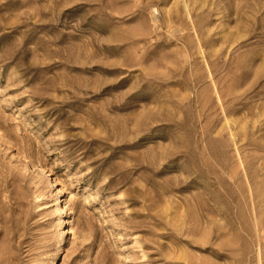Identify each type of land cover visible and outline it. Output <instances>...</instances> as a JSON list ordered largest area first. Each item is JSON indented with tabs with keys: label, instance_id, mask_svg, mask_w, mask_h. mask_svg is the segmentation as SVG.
<instances>
[{
	"label": "rangeland",
	"instance_id": "obj_1",
	"mask_svg": "<svg viewBox=\"0 0 264 264\" xmlns=\"http://www.w3.org/2000/svg\"><path fill=\"white\" fill-rule=\"evenodd\" d=\"M0 264H264V0H0Z\"/></svg>",
	"mask_w": 264,
	"mask_h": 264
},
{
	"label": "bare ground",
	"instance_id": "obj_2",
	"mask_svg": "<svg viewBox=\"0 0 264 264\" xmlns=\"http://www.w3.org/2000/svg\"><path fill=\"white\" fill-rule=\"evenodd\" d=\"M59 209H61V208H59ZM56 211H57L56 213L59 214L62 210H56ZM65 233H67V230L64 229L62 234H65Z\"/></svg>",
	"mask_w": 264,
	"mask_h": 264
}]
</instances>
